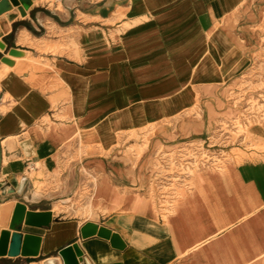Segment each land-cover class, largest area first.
Instances as JSON below:
<instances>
[{
	"label": "crops",
	"instance_id": "1",
	"mask_svg": "<svg viewBox=\"0 0 264 264\" xmlns=\"http://www.w3.org/2000/svg\"><path fill=\"white\" fill-rule=\"evenodd\" d=\"M263 11L264 0H0V232L17 201L53 217L19 227L40 235L36 254L5 252L0 264H64L71 243L80 264H264V150L203 177L164 217L132 194L150 174L123 140L150 123H160L152 149L209 135L237 79L264 67ZM197 102L201 119L183 112ZM91 174L97 190L107 183L134 201L96 190L97 217L57 211ZM88 221L110 237H83Z\"/></svg>",
	"mask_w": 264,
	"mask_h": 264
},
{
	"label": "rangeland",
	"instance_id": "2",
	"mask_svg": "<svg viewBox=\"0 0 264 264\" xmlns=\"http://www.w3.org/2000/svg\"><path fill=\"white\" fill-rule=\"evenodd\" d=\"M263 25L261 26L264 31V11L261 13ZM264 66V65H263ZM238 87L242 88V92H246L245 99L248 95H251L248 104H242L244 96H238L240 100H235L233 96L236 94L231 90V104L229 105L228 112L225 116L219 117L215 120V127L213 131L216 132L214 139L210 144L214 143L211 149L214 153L201 154L198 156H208L219 164L214 167L209 168H194L189 171V179L187 186H180L177 189L176 196L171 200H166L164 206H159L156 197V189L150 186L147 190L137 191L132 189V194L137 198H142L147 200L151 208L146 204L144 207L149 208L152 212L155 210L160 212L164 217L167 213L174 212L179 205V199L187 195V193H196L199 191L200 183L203 181V177L211 174L218 173L220 175L226 174L231 163H237L241 159L255 155V150H264V136L262 132L264 131V101H259L254 96L258 90L264 89V67H259L258 71L254 68L244 72L238 79ZM241 95L242 93H238ZM262 103V104H261ZM246 115H242L241 111L244 106ZM196 111L198 119L202 117V111L199 109L198 102L192 105L190 108L185 109L186 111ZM170 121V120H169ZM201 121V120H200ZM160 123H150L145 127L137 130L131 129L126 131L127 136L123 137L124 143V153L128 156L131 163H142L146 159L148 168L153 166V163H158V155L155 156L161 150H167L174 148L178 145L184 144L185 141L192 139H205L206 137H195L192 139H183L180 142H176L172 145H163L157 142V145L153 148V144L149 140L154 132V129L159 126ZM124 131L121 132L123 134ZM121 136V135H120ZM225 141V142H223ZM80 143L77 146L78 151L81 153L84 149V145ZM222 144H227L221 146ZM220 147H223L224 151H219ZM204 148H206L204 146ZM207 149V148H206ZM223 155V156H222ZM148 157V158H147ZM172 159V156H169ZM172 163V162H171ZM94 175V176H93ZM99 178L98 174H91V185L82 186L74 195L69 199L58 201L54 207L57 211H61V214L68 216H75L80 218H95L101 212L106 211L103 200L112 203H130L133 202V197L131 196H121L115 189H112L109 184L103 183L99 190H97V183ZM102 179V178H101ZM42 183H39V187ZM97 196L103 198L102 201L98 200ZM142 205V204H141ZM142 209V206H141ZM154 209V210H153ZM144 210V209H142ZM258 259H264V252L259 255ZM263 262V261H262ZM263 264V263H262Z\"/></svg>",
	"mask_w": 264,
	"mask_h": 264
},
{
	"label": "built area",
	"instance_id": "3",
	"mask_svg": "<svg viewBox=\"0 0 264 264\" xmlns=\"http://www.w3.org/2000/svg\"><path fill=\"white\" fill-rule=\"evenodd\" d=\"M264 88V87H263ZM232 91L236 94L233 96L235 100H240L238 96L243 97L242 104H248L251 100V95H248L245 99L246 92H242V88L235 87ZM238 93H242L238 95ZM256 97L259 101H264V89L258 90L252 97ZM262 104V103H261ZM244 109H247L245 105L241 111L242 115H246ZM216 132L211 131L206 138L203 139H192L185 141L184 144L178 145L173 149L161 150L155 154L158 155V163H153L152 168L149 167L150 174V186L156 189V197L159 206L163 207L166 200H171L176 196L177 189L180 186H187L189 179V171L194 168H209L219 164L208 156H198V153H214L211 147L214 143L210 142L214 139ZM225 142V141H223ZM227 144H222L225 146ZM204 146L207 148H204ZM219 151H224L223 147H220ZM172 156V159L169 158ZM223 156V155H222ZM172 162V163H171ZM220 165V164H219ZM28 169L33 167L30 161L26 162Z\"/></svg>",
	"mask_w": 264,
	"mask_h": 264
},
{
	"label": "water",
	"instance_id": "4",
	"mask_svg": "<svg viewBox=\"0 0 264 264\" xmlns=\"http://www.w3.org/2000/svg\"><path fill=\"white\" fill-rule=\"evenodd\" d=\"M24 181L25 177H22L17 188L18 192L22 190ZM12 183L15 185V182L12 181ZM1 187L5 188L4 182H0ZM13 190L10 189V191ZM52 219V212L50 210L28 209L25 203L17 201L10 216L9 229H3L0 232V254L5 252L8 255H16L18 253L22 255L36 254L41 242L40 235L31 232L22 233L19 231V227L22 223L37 227H48ZM92 234L110 237L111 233L109 229L88 221L81 227V235L87 237ZM115 236L116 234L113 233L112 239ZM59 254L64 264H80V261L83 260L82 251L77 243L63 246L59 249Z\"/></svg>",
	"mask_w": 264,
	"mask_h": 264
},
{
	"label": "bare ground",
	"instance_id": "5",
	"mask_svg": "<svg viewBox=\"0 0 264 264\" xmlns=\"http://www.w3.org/2000/svg\"><path fill=\"white\" fill-rule=\"evenodd\" d=\"M6 204H7V203H6ZM6 204H5V205H6ZM2 207H4V208H5V206H2ZM3 213H4V212H3ZM4 215H5V214H4Z\"/></svg>",
	"mask_w": 264,
	"mask_h": 264
}]
</instances>
